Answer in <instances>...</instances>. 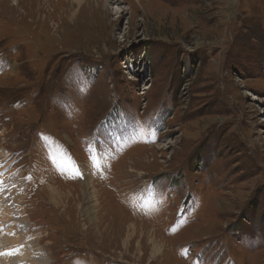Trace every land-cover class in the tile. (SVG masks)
Masks as SVG:
<instances>
[{
    "label": "rangeland",
    "instance_id": "obj_1",
    "mask_svg": "<svg viewBox=\"0 0 264 264\" xmlns=\"http://www.w3.org/2000/svg\"><path fill=\"white\" fill-rule=\"evenodd\" d=\"M0 149L28 259L264 264V0H0Z\"/></svg>",
    "mask_w": 264,
    "mask_h": 264
},
{
    "label": "bare ground",
    "instance_id": "obj_2",
    "mask_svg": "<svg viewBox=\"0 0 264 264\" xmlns=\"http://www.w3.org/2000/svg\"><path fill=\"white\" fill-rule=\"evenodd\" d=\"M0 150H3V149H0ZM0 153H2V152H0ZM12 166H13V164L5 165L4 161H0V181H2V180L6 181L5 184L0 185V215L3 216V218L5 220H7V221H5L6 222V224H4L5 226H3L1 221H0V233H2L4 235L3 236L2 234H0V239L1 240H2V238L4 239L3 240L4 244L0 243V251L2 249H6V250L8 249V252H6V250H5L4 254L1 251L3 255L2 256L0 255V264H48V261L45 262L43 260L39 263L35 260V258H34V260L28 259V255H29L28 253L30 252L32 254V251L30 250V248H31L30 246H32V244L28 243V240H26L24 244H22L21 240L20 241L18 240V237H19L18 231H20V230L17 231V229L19 228V225H20L19 223H20L21 218H19V216H14L15 214L13 215L12 213H16L15 211H17L19 213L18 191H19L20 184H17L16 190H15V184H14L15 179L13 178L14 181L12 180V176L14 175V173L12 171ZM59 193H60V191H59ZM59 198H60V195H59ZM89 201H93V199L89 200ZM10 209H15V210L12 211ZM5 211H7V212L5 213ZM91 221L94 222V218L93 219L91 218ZM8 223H12V225L9 226V230L11 231V234H8L6 231V227H7ZM8 241H11V242L5 243ZM153 241H155V240H153ZM158 247L159 246H158V243L156 240V243L154 244V249L157 250ZM9 248H13V249L12 250L10 249V251H9ZM23 248L26 251V254L21 253V257H20L19 254ZM33 248H34V246H33ZM27 251H28V253H27ZM16 253L18 255L15 256ZM35 257H36V255H35ZM16 258H18V259L22 258V259L16 260Z\"/></svg>",
    "mask_w": 264,
    "mask_h": 264
},
{
    "label": "trees",
    "instance_id": "obj_3",
    "mask_svg": "<svg viewBox=\"0 0 264 264\" xmlns=\"http://www.w3.org/2000/svg\"><path fill=\"white\" fill-rule=\"evenodd\" d=\"M7 119V118H6Z\"/></svg>",
    "mask_w": 264,
    "mask_h": 264
}]
</instances>
